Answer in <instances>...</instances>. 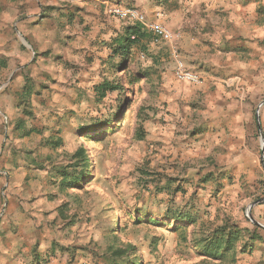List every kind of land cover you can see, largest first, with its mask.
I'll use <instances>...</instances> for the list:
<instances>
[{"label": "rangeland", "instance_id": "374dc122", "mask_svg": "<svg viewBox=\"0 0 264 264\" xmlns=\"http://www.w3.org/2000/svg\"><path fill=\"white\" fill-rule=\"evenodd\" d=\"M40 1L41 19L53 6ZM5 27L0 18V58L6 60L0 65V264H264V201L251 208L262 225L248 210L264 197L261 108L254 135L260 164H249V179L238 177L245 173L243 156L210 161L211 139L196 115L187 123L169 108L180 57L176 48L171 53L178 35L169 26L168 43L148 42V55L135 49L120 68L118 59L103 62L109 51L102 49L99 61L68 60L41 28L43 48L23 34L14 36L17 45H7ZM104 78L120 80L124 90L99 101L93 86ZM86 126L93 129L89 136L80 132ZM81 145L92 162L89 174L81 186L64 190L61 167ZM227 168L232 178L211 176ZM179 212L193 215L197 226L173 219ZM224 224L258 226L252 250L222 260L201 253L198 240ZM126 244L133 250L115 258L114 250Z\"/></svg>", "mask_w": 264, "mask_h": 264}, {"label": "crops", "instance_id": "0c3cea01", "mask_svg": "<svg viewBox=\"0 0 264 264\" xmlns=\"http://www.w3.org/2000/svg\"><path fill=\"white\" fill-rule=\"evenodd\" d=\"M126 1L48 0L53 10L40 19L36 0H0V18L9 26L5 27L6 44L17 45L14 36L23 34L32 45L43 48L47 43L39 40L36 30L41 28L49 45L60 47L68 60L88 56L99 61V50L108 52L104 47L107 41L132 23L108 12L109 6ZM131 1L150 21H161L177 33L176 45H169L171 53L177 49L187 67L202 77L198 84L180 81L175 74L170 77L175 95H170L171 112L184 114L187 123L194 121L188 116L196 115L201 132L207 131L211 139L209 160L222 162L241 155L245 173L238 177L249 179V164H260L259 142L254 137L258 129L255 111L259 108L264 133V0ZM25 2L30 4L26 12ZM204 4L206 8H200ZM29 23L37 24L26 30ZM177 97L184 103L176 105L172 99ZM216 147L222 149H213ZM213 171L212 177H233L232 168Z\"/></svg>", "mask_w": 264, "mask_h": 264}, {"label": "trees", "instance_id": "16d2710c", "mask_svg": "<svg viewBox=\"0 0 264 264\" xmlns=\"http://www.w3.org/2000/svg\"><path fill=\"white\" fill-rule=\"evenodd\" d=\"M125 26L124 31L110 41H107V45H104L109 51L108 55L103 58V62L111 63L115 65V60L118 59L117 67L124 66L128 60H130L135 49L141 50L143 56L148 55L149 48L148 42L152 41L151 34L143 28L142 25L134 23L133 21ZM6 64L5 58H0V65ZM95 97L99 101H103L105 98L113 93L124 90V85L120 80L104 78L102 81L94 84L93 86ZM121 112V111H120ZM108 119L104 120L107 121ZM147 119L141 120L138 134L143 137L145 135L144 126L142 122H146ZM109 125L110 122L103 123ZM102 124V125H103ZM101 125V124H99ZM98 126L97 123L93 124V127ZM93 130L91 126L80 128V132L85 136H89V131ZM91 160L88 154V150L81 145L70 156L69 164L61 167V184L62 188L69 190L81 186V182L89 174ZM173 219L180 220L186 224L197 226V221L193 215L179 212L174 215ZM189 226L186 225V228ZM259 227L254 229L248 227H240L238 225L224 224L217 226L213 231H208V234L201 237L197 245L200 247V252L213 259H224L229 253L234 254L237 252H245L248 247V251L252 250L251 242L257 238ZM195 229H192L191 233H195ZM247 237L248 239H245ZM240 249L238 243L242 242ZM250 242V243H248ZM133 250L131 244L118 247L114 250L113 254L115 258H121L122 256L130 253ZM112 264H121L116 259L112 260Z\"/></svg>", "mask_w": 264, "mask_h": 264}, {"label": "built area", "instance_id": "2783aa9c", "mask_svg": "<svg viewBox=\"0 0 264 264\" xmlns=\"http://www.w3.org/2000/svg\"><path fill=\"white\" fill-rule=\"evenodd\" d=\"M108 12L120 19H126L142 24L147 30L153 33V43L169 41L173 37L171 29L161 21H150L147 15L137 7H125L121 5H111ZM175 76L178 80L198 84L202 77L199 73L187 67L185 61L177 56L175 66Z\"/></svg>", "mask_w": 264, "mask_h": 264}, {"label": "water", "instance_id": "95a60500", "mask_svg": "<svg viewBox=\"0 0 264 264\" xmlns=\"http://www.w3.org/2000/svg\"><path fill=\"white\" fill-rule=\"evenodd\" d=\"M262 104H264V100L261 102V105ZM258 111H259V109H258ZM257 116H259V113H257ZM262 150H263V154H264V137L262 136ZM264 156V155H263ZM264 201V197L263 198H260V199H258V200H256V201H254V202H252L251 204H250V206H249V215H250V217H251V219L255 222V223H257V224H260L259 222H257V221H255L253 218H252V216H251V208L255 205V204H257V203H260V202H263ZM260 225H262V224H260Z\"/></svg>", "mask_w": 264, "mask_h": 264}]
</instances>
